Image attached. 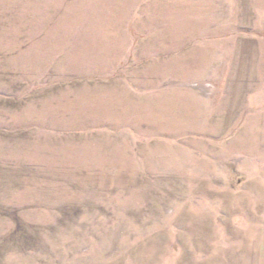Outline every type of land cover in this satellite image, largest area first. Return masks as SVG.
Masks as SVG:
<instances>
[{"label": "rangeland", "instance_id": "1", "mask_svg": "<svg viewBox=\"0 0 264 264\" xmlns=\"http://www.w3.org/2000/svg\"><path fill=\"white\" fill-rule=\"evenodd\" d=\"M0 264H264V0H0Z\"/></svg>", "mask_w": 264, "mask_h": 264}]
</instances>
